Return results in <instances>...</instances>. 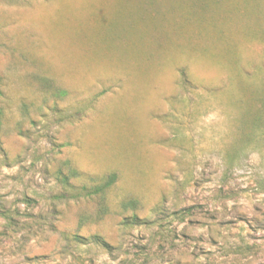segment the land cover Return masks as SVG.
<instances>
[{
	"label": "rangeland",
	"instance_id": "374dc122",
	"mask_svg": "<svg viewBox=\"0 0 264 264\" xmlns=\"http://www.w3.org/2000/svg\"><path fill=\"white\" fill-rule=\"evenodd\" d=\"M0 264H264V0H0Z\"/></svg>",
	"mask_w": 264,
	"mask_h": 264
},
{
	"label": "trees",
	"instance_id": "16d2710c",
	"mask_svg": "<svg viewBox=\"0 0 264 264\" xmlns=\"http://www.w3.org/2000/svg\"><path fill=\"white\" fill-rule=\"evenodd\" d=\"M256 38V37H255ZM260 39V38H259ZM111 181H108L107 183H106V185H103L100 189H99V192H103V189H105V188H107L109 185H111V183H110Z\"/></svg>",
	"mask_w": 264,
	"mask_h": 264
}]
</instances>
